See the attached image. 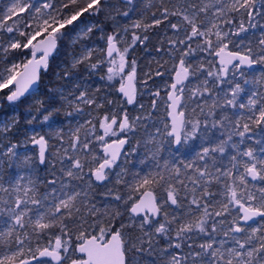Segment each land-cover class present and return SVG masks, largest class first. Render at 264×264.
Returning a JSON list of instances; mask_svg holds the SVG:
<instances>
[{
  "label": "snow or ice",
  "instance_id": "6c2138e0",
  "mask_svg": "<svg viewBox=\"0 0 264 264\" xmlns=\"http://www.w3.org/2000/svg\"><path fill=\"white\" fill-rule=\"evenodd\" d=\"M0 60V264H264V0H9ZM61 114L75 126L39 133ZM141 150L148 171H131Z\"/></svg>",
  "mask_w": 264,
  "mask_h": 264
},
{
  "label": "rangeland",
  "instance_id": "374dc122",
  "mask_svg": "<svg viewBox=\"0 0 264 264\" xmlns=\"http://www.w3.org/2000/svg\"><path fill=\"white\" fill-rule=\"evenodd\" d=\"M8 3H9V0H0V11H3L5 9V7L8 5ZM137 18H138L137 16L133 15L127 21H121V26H126L127 24H131L132 21L137 19ZM157 32L160 35H162V29H158ZM130 35H131V33H129V38H130ZM241 35L243 36V34H241ZM4 38L6 39L7 37L5 36ZM155 38H153V39H155ZM157 39H158L157 44L155 46H153L152 48H150L148 45L147 46L139 45V46L135 47L134 51L131 52V57L130 58H134V59L137 60V64H138V80L143 78V73L148 71L149 65H151V67L153 69H155V67H156L154 61L156 59H158V56H157V53H156V48L159 46V39H160L159 35H157ZM129 42H130V40H129ZM245 42H247V41H245ZM147 44H148V42H147ZM72 51H73V49L70 47V50H69V52L67 53V56H66V62H65L64 65H62V68L67 67V63L71 61V53H72ZM18 59H20V57L18 55H16V56L11 58L12 62H15V60H18ZM4 66H5L4 61L0 60V68H2ZM261 70H264V66L257 65L256 68L251 70V71L258 74ZM81 71H83V70L81 69ZM83 74H84L85 77L88 76L87 72H84ZM90 79H94L96 81V83L94 85L101 87L102 90L105 89L106 85H112V87L107 88L106 90L108 92H111L112 95H111L110 98L116 100L117 103H119L120 96H118L116 91H115L117 89V87L119 86V82H118L119 81V77H117L116 80H114V81H110V82L109 81H104L103 83L100 81L99 76H94L93 75ZM158 83H159V81H158ZM137 87L139 88V84H137ZM101 94H103V91H102ZM162 95H163V93H162ZM138 99H140V102L145 104L146 106L149 104V100L147 99V97H144L143 99H141L138 96ZM3 108H5L6 112H4V113L0 112V117L5 115V113H10V107L8 106L7 103L3 105ZM128 109H129V111H133V114H135L132 106H128ZM157 114H158V116H161V117L163 116V114H164L163 113V105L158 106ZM58 121L59 122L54 126V129H52V130L47 129V128H45V129H39L38 128L37 130L39 131V133L41 135H44L45 133H47L49 131H52V133L54 135L56 130H59V129L63 128L65 130V132H67L69 130L70 126H75V124L77 123V121L66 119L63 114H61V117H58ZM19 129H20V133L21 134H20V136L17 137V139L24 140L26 136H30L31 135V129L27 125L26 118H25L24 115H23V118H22V122L20 123ZM46 138H47V136H46ZM55 143H56V141H54V140L50 141V144H55ZM133 144H135V141H133ZM20 151L23 154L32 155V156L36 155V152H35L34 148L32 147L31 143H27L26 147L22 148ZM94 151H96L97 153H101V148L98 149L97 147H95ZM162 154L167 156V151H165ZM192 155H194V154H190L188 156V158H190ZM142 158H143V151L142 150H141L139 155H137V154L131 155L128 158V160H129V163H128L129 169L131 171H134V168H136V169L140 168V169H142V171H145V172L148 171V169L145 167V165L140 163V160ZM47 170H49V168H47ZM117 171H118V169H117ZM100 191H103V190L101 189Z\"/></svg>",
  "mask_w": 264,
  "mask_h": 264
},
{
  "label": "trees",
  "instance_id": "16d2710c",
  "mask_svg": "<svg viewBox=\"0 0 264 264\" xmlns=\"http://www.w3.org/2000/svg\"><path fill=\"white\" fill-rule=\"evenodd\" d=\"M157 31H158V29H154V30H153V32H155V33H158ZM155 37H156V38H155ZM153 38H155V39H153ZM157 42H158L157 35H152V38H151L150 41H148V44H147V45H148L150 48H152L153 46H155V45L157 44ZM147 45H146V46H147ZM69 50H70L69 42L66 41V42L60 47L59 51L56 53V57H55V59H53V60L51 61V68H50V70L48 71L47 75H45V76L43 77L42 84H41V87H42V88H47V87H49V86H50V85H49V81H53V80H55V76H54L53 74H54V73H57V72H60V71L63 69V68H62V65H64L65 62H66V56H67V53L69 52ZM102 75H104V72H101V73H99L98 75H94V76H102ZM91 83L94 85V84L96 83V81H95L94 79H91ZM2 103H3V105H4V104H6L7 102L4 101V102H2ZM7 104H8V103H7ZM8 106H9V105H8ZM25 107H26V105H22V106L20 107V109H19V111H20V113H21V120H20V123L22 122V118H23V113H24V109H25ZM3 109H4V111H0V112H2V113L6 112V111H5V108H3ZM59 117H61V115H60ZM195 143H197V140L192 141L191 144H189L191 149L194 147V144H195ZM188 148H189V147H188ZM193 152H194V151H193ZM186 153H187V155H188L187 150H186ZM141 170H142V169H140V168H138V169L134 168V171H141Z\"/></svg>",
  "mask_w": 264,
  "mask_h": 264
},
{
  "label": "flooded vegetation",
  "instance_id": "af4514ba",
  "mask_svg": "<svg viewBox=\"0 0 264 264\" xmlns=\"http://www.w3.org/2000/svg\"><path fill=\"white\" fill-rule=\"evenodd\" d=\"M256 68V67H255ZM119 87V86H118ZM117 87V88H118ZM189 144H191V142L189 143ZM186 145V146H184V147H182L181 148V153L183 154V155H185V156H189L190 154H194L195 153V151L198 149V146H199V144H200V141L199 140H197V143H195L194 144V147L191 149L190 148V145ZM32 147L34 148V150H35V152H36V154L38 153V151H39V148H38V146H36V145H32ZM98 149H100V146L97 144V146H96ZM189 147V148H188ZM22 149V148H21ZM20 149V150H21ZM173 149H174V147H173ZM186 150H187V152H188V155H187V153H186ZM194 151V152H193ZM101 153H102V149H101ZM47 167L46 166H38L37 167V174L39 175V176H41V177H43V176H45L46 175V173H47Z\"/></svg>",
  "mask_w": 264,
  "mask_h": 264
},
{
  "label": "water",
  "instance_id": "95a60500",
  "mask_svg": "<svg viewBox=\"0 0 264 264\" xmlns=\"http://www.w3.org/2000/svg\"><path fill=\"white\" fill-rule=\"evenodd\" d=\"M255 67H256V66H253V68H252L251 70L255 69ZM251 70H250V71H251ZM173 147L175 148L176 146H173Z\"/></svg>",
  "mask_w": 264,
  "mask_h": 264
}]
</instances>
